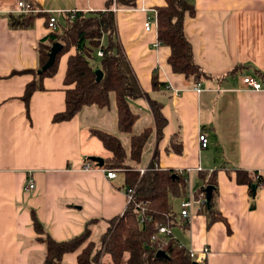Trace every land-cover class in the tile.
Returning <instances> with one entry per match:
<instances>
[{"label": "crops", "instance_id": "0c3cea01", "mask_svg": "<svg viewBox=\"0 0 264 264\" xmlns=\"http://www.w3.org/2000/svg\"><path fill=\"white\" fill-rule=\"evenodd\" d=\"M17 1L0 0V264H39L44 246L34 240L32 209L59 241L74 237L89 219L97 218L93 237L106 226L105 219L124 211L127 192L121 172L116 169V178H109L108 169L96 162L87 170L83 165L90 156H110L91 129L119 136L128 151L131 133L118 130L113 101L108 109L87 105L71 119L53 122L52 116L65 109L66 60L76 52L74 47L59 57L55 74L44 76L43 88L33 91L28 110L22 99L34 79L26 69L40 67L36 46L49 31L45 12L54 11L62 24L65 11H95L104 0H27L41 14L25 28L9 22L10 15L19 14ZM187 1L194 3L195 13L185 17L183 30L193 59L209 74L199 81L172 70L170 48L158 41L156 23L144 28L164 0H135L134 7L114 9L117 38L139 85L162 103L167 119L157 140L147 98L130 100L138 113L132 133L152 127L144 146L145 165L138 168L145 169L157 149L161 168L188 170L191 191L204 184L198 172L209 176L215 171L212 201L229 229L223 220L208 224L207 213L194 205L189 219L181 218L176 238L196 254L208 246L206 264H264V186L256 187L251 197L247 184L235 180L236 169L264 177V89L242 83L243 75L264 83V0ZM201 131L208 136L206 147L198 143ZM175 133L180 153L168 150ZM29 173L36 186L26 192ZM78 252L65 253L62 264H77Z\"/></svg>", "mask_w": 264, "mask_h": 264}, {"label": "trees", "instance_id": "16d2710c", "mask_svg": "<svg viewBox=\"0 0 264 264\" xmlns=\"http://www.w3.org/2000/svg\"><path fill=\"white\" fill-rule=\"evenodd\" d=\"M164 2L165 5L155 8L154 15L157 39L170 48L167 58L169 65L174 72L182 73L195 81L209 77V74L193 59L192 45L183 30L185 17L195 13L194 3L187 0H164ZM135 5V0H104L101 9L77 10L72 17L69 13H65L64 23H58L56 30L48 31L47 35L37 43L40 67L37 70L26 69L34 75V79L25 86L22 96L28 110L29 98L33 91L43 88L44 76L55 74L59 57L74 47L76 52L69 54L66 60L65 109L52 116L53 122L69 120L87 105L108 109L113 101L116 104L118 130L122 133H131L128 151L119 136L101 129H91L92 134L110 152V156L104 158L102 167L118 169L124 177L126 192L131 188L134 190L133 197L125 204L124 211L116 217L105 219L106 226L93 237L91 235L93 225L100 221L97 218L89 219L82 231L74 237L59 241L50 235L32 209L31 222L36 233L34 240L44 246V254L39 264H62L65 253L77 250H79L77 264L207 263L198 262L190 257L187 248L183 247L172 233L161 235L158 233L161 226L171 229L180 223L181 218L174 211L172 202L174 197L188 194V176L180 174L175 169L161 168L158 165L157 149L154 150L142 174L138 168L144 146L152 134V127L148 126L138 133H132L138 113L132 109L130 100L142 96L147 98L154 117L157 140L163 133L162 129L167 119L162 114V103L151 99L148 93L141 89L131 63L117 38L114 8ZM40 14L39 12L10 15L9 22L14 27H30ZM45 15L47 20L49 13L45 12ZM55 41L61 43L62 49L56 54L54 64L38 73ZM98 49L102 50V55L97 56ZM94 58L98 59V65L91 62ZM98 68L102 71V78L99 80L95 76V69ZM158 82L157 74L154 72L153 88L157 87ZM169 144L172 146L168 148L169 151L181 152L176 133ZM235 173L236 182L247 184L251 197H254L253 186L258 187L264 181V177L258 175L256 171L249 172L242 169H236ZM198 174L205 180L203 186L194 189L195 196L198 197L203 193L206 185H212L213 198L217 191V173L213 171L209 176L205 172ZM212 198L210 206L208 207L204 201L199 211L207 213L208 224L223 220L229 229L225 216L214 208ZM182 226L186 228L187 225L182 224ZM152 236L156 237L152 239ZM162 250L165 256H157V252Z\"/></svg>", "mask_w": 264, "mask_h": 264}, {"label": "built area", "instance_id": "2783aa9c", "mask_svg": "<svg viewBox=\"0 0 264 264\" xmlns=\"http://www.w3.org/2000/svg\"><path fill=\"white\" fill-rule=\"evenodd\" d=\"M17 7V11L19 14H24V13H32V14H36L39 13L40 9L36 8L35 6H33V4L27 0H18L16 3ZM115 9V8H114ZM77 11V10H76ZM75 12V10L73 11H68L65 13H69L70 17H72L73 13ZM49 13V17L47 19V28L49 31H54L58 28V19L56 18V16L54 15V11L52 12H48ZM156 23V16L153 15L151 17H148V19L144 22V28L145 30H149L152 28V25ZM98 55H102V50L98 49L97 51V56ZM242 83L245 86H248L251 89L254 90H260V89H264V83L261 82L259 79H256L253 76L250 75H243L242 77ZM198 143L200 145V147H206L208 144V136L206 132L201 131V133H199L198 136ZM94 162L92 160H87L85 161V164L83 165V169L87 170L93 167ZM144 171V169H140V173L142 174ZM178 172L184 176L187 175L188 170H178ZM106 176L109 178H116V171L114 169H108L106 170ZM256 178V177H255ZM26 183L24 186V190L26 192H30V190H33L36 186V182L35 179H33V176L29 173L27 175L26 178ZM264 186V181L261 182V184L259 185V187ZM133 193L134 190L128 189L127 192V202H129L131 200V198L133 197ZM205 191L203 193H201L198 197L195 196L194 191H191L189 189L188 194L186 196L183 197H179V210L177 211V214L180 218H184V219H189V215H190V211L191 208L194 205H198L199 207L203 206V202L205 201ZM159 235L161 234H167V233H171L170 229L167 228L166 226H161L158 230ZM156 236H152V239H154ZM189 252V256L192 257L194 260L201 262V263H205L207 254L209 252V247L205 246V248H203V250L199 253L196 254L194 251H190Z\"/></svg>", "mask_w": 264, "mask_h": 264}, {"label": "water", "instance_id": "95a60500", "mask_svg": "<svg viewBox=\"0 0 264 264\" xmlns=\"http://www.w3.org/2000/svg\"><path fill=\"white\" fill-rule=\"evenodd\" d=\"M62 45L60 42L58 41H55L52 45H51V49L49 51V54H48V58L47 60L44 62V64L41 66V68L38 70V73H41V71L43 70H46L47 68H49L50 66H52L54 63V60H55V56L56 54L62 49L61 48ZM95 76L97 77V80L101 79L102 78V71L100 68L98 69H95ZM90 159L94 162L97 163L98 166H102L104 164V159L101 157H96V156H90ZM213 186L212 185H206L205 186V203H207V206L209 207L210 206V200L212 198V193H213ZM253 189L255 190L256 187L253 186ZM157 256H165V252L162 250V251H159L157 252Z\"/></svg>", "mask_w": 264, "mask_h": 264}, {"label": "rangeland", "instance_id": "374dc122", "mask_svg": "<svg viewBox=\"0 0 264 264\" xmlns=\"http://www.w3.org/2000/svg\"><path fill=\"white\" fill-rule=\"evenodd\" d=\"M91 62L95 65V64L98 63V59H97V58H94V59L91 60ZM108 128H109L110 130H112V123L109 122V124H108ZM146 154H147V149L144 151L143 158L141 157V160H140V161H141V162H140V166H144V165H145L144 155H146ZM172 204H173V206L175 207V208H174V211H176V208H177V211H178L179 206H180L179 200H177V201H176V200L173 201ZM103 228H104L103 225H102V227L100 226V227L97 229V232L102 231ZM179 231H180V232L182 231V230H181V225H180V223L176 224L175 226H173V227L170 229V232L172 233V236H173L174 238H176L175 235H178L177 233H178Z\"/></svg>", "mask_w": 264, "mask_h": 264}]
</instances>
